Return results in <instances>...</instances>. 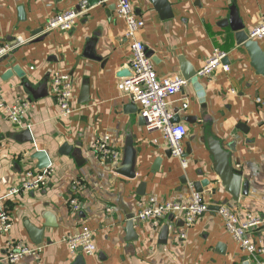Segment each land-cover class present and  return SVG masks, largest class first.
Segmentation results:
<instances>
[{"label": "crops", "instance_id": "obj_1", "mask_svg": "<svg viewBox=\"0 0 264 264\" xmlns=\"http://www.w3.org/2000/svg\"><path fill=\"white\" fill-rule=\"evenodd\" d=\"M159 2L168 7L167 16ZM130 3L144 22L136 37L157 76H182V61L195 71L183 90L165 101L172 119L178 117L186 128L181 147L187 166L168 154L163 133L146 128L139 104L120 88L129 75L123 73L130 71L131 49L113 2L0 0V45L23 39L0 58V103L29 102L22 126L0 110V206L11 219L9 232L0 234V254L19 242L41 251L38 259L25 255L12 264H254L225 229L217 207L231 206L241 220L264 216V37L237 44L231 28L235 18L245 33L259 27L264 0ZM70 10L77 13L70 29L44 31L50 17ZM215 50L224 54L227 70L197 75ZM59 72L72 80L67 116H61L51 93ZM104 138L107 156L94 148ZM217 151L241 172L236 197L214 172ZM42 165L53 169L44 188L7 193L26 170ZM200 181L202 192L194 186ZM192 192L210 209L189 227L182 211L157 225L135 218L151 198L185 204ZM70 199H76L77 209ZM83 226L92 230V255L73 254L62 240ZM247 236L264 247V224ZM259 254L264 262V251Z\"/></svg>", "mask_w": 264, "mask_h": 264}, {"label": "built area", "instance_id": "obj_2", "mask_svg": "<svg viewBox=\"0 0 264 264\" xmlns=\"http://www.w3.org/2000/svg\"><path fill=\"white\" fill-rule=\"evenodd\" d=\"M106 4L113 2L118 15H120L126 25V36L130 40L131 61L129 65V75L122 79L120 88L134 103L139 104L142 114L145 118L146 128L148 130H158L164 135L168 142V149L172 156L178 158L180 164L185 168L186 161L183 157L181 142L186 135V128L182 123L172 122V114L166 109V98L174 95L186 86L187 80L178 74L165 77H158L150 59L148 58L144 45L137 39L136 31L143 26V20L136 17L131 6L130 0H100ZM77 13L73 10L59 13L50 17L44 31L58 28L68 30L74 24ZM250 38L264 37V22L259 27L253 29L249 35ZM23 39L18 36L13 42H6L0 45V58L12 51L21 44ZM224 54L215 50L211 57L206 61L203 67L197 72V75L204 76L210 74L214 69L221 67L224 71L226 66L222 65ZM51 93L59 108L61 116H67L72 112L70 98L72 95V80L66 73L59 72L53 75L51 81ZM29 102L21 101L13 105L0 103V110L6 118L12 123L22 126L23 116L28 109ZM94 148L103 156L110 154L107 145V138L97 140ZM52 167L47 165L41 169H28L24 172L22 181L18 186L11 187L7 193L13 195L18 191L29 192L44 188L52 174ZM75 185L79 181H74ZM70 205L73 209L78 208L76 199H70ZM141 209L136 213L137 220L149 221L157 225L159 220L174 212L182 211L184 213L183 225L189 227L200 219L207 211L209 205L203 199V196L197 192H192L189 202L182 204L179 202H157L154 198L140 205ZM217 213L222 217L225 229L239 243L241 248L248 254V261L254 264H264L259 258V253L264 251V247H256L247 236L249 230L264 224V216L249 215L246 220H241L233 208L229 205H220L217 207ZM11 228V219L6 210L0 206V234L8 233ZM180 238H184L181 233ZM68 246L71 253H83L92 255L95 251L92 230L83 226L77 234L67 235L62 239ZM41 247L30 248L21 243L8 244L0 254V262L5 261L8 264L15 263L25 255H31L38 259Z\"/></svg>", "mask_w": 264, "mask_h": 264}, {"label": "water", "instance_id": "obj_3", "mask_svg": "<svg viewBox=\"0 0 264 264\" xmlns=\"http://www.w3.org/2000/svg\"><path fill=\"white\" fill-rule=\"evenodd\" d=\"M158 5H159V10L162 12V14H164L165 12L168 11V7H165V5H163L162 2H159ZM164 16H167V13H165ZM231 28L235 32V38H236V43L237 44H246L247 43L248 45H250L251 40H249V36H248L249 33H245L243 31L242 23L238 22V20L236 18L232 19ZM182 64L184 65V71H182V76L186 80L193 79L194 75H195V71L193 69H191V67L188 64L184 63L183 61H182ZM16 73L19 74L18 72H16ZM124 74H129V72L127 71V73H123V75ZM82 101H85V100H82ZM172 122L178 123L179 122L178 117H174L172 119ZM67 147H68L67 145H63V147H62V150H63L62 152L63 153H66L64 149H66ZM168 154L171 155L169 149H168ZM215 157H216V164L213 166L215 174L220 179V182L222 183V185L227 187L229 189V191L232 193V195H234V197H236L238 195V193L240 192V187L242 185V183H241L242 182V180H241V172L238 171V170L233 169L227 163V155H225L222 151H217L216 154H215ZM42 166L44 167L45 165H42ZM203 184H204L203 181L202 182L201 181L200 182H196L195 185H194L195 186V190L198 191V192H202V187L201 186ZM243 186H244V189H245L246 184L243 183ZM243 192H245V190H243ZM127 225L129 226L130 231H132L133 230L132 229V226H133L132 221L128 222ZM166 231H167V229L165 227L163 229L162 233H161L162 239L164 238V236L166 234Z\"/></svg>", "mask_w": 264, "mask_h": 264}]
</instances>
